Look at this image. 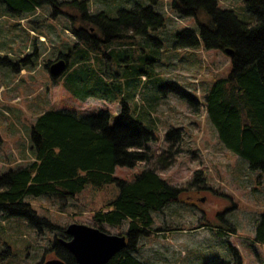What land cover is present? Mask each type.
Returning a JSON list of instances; mask_svg holds the SVG:
<instances>
[{"label":"rangeland","instance_id":"rangeland-1","mask_svg":"<svg viewBox=\"0 0 264 264\" xmlns=\"http://www.w3.org/2000/svg\"><path fill=\"white\" fill-rule=\"evenodd\" d=\"M58 1L64 4L56 9L43 4L20 15L10 13L0 3V56L18 62L17 67L0 64V172L31 160L30 125L40 112L67 108L85 115L107 109L113 122L119 100L125 98L132 105L134 94L154 119L156 138L149 144L152 156L165 155L169 146L171 151L177 149L170 163L157 170L159 175L187 187L200 170L204 180L198 185L204 188L190 185L162 211L152 212L153 230L140 238L137 250L131 254L146 264H204L215 256L233 260L236 249L242 264H264V244L253 240L255 219L264 210V172L250 171L243 158L223 146L203 106L207 87L227 74L229 56L202 44L177 46L176 33L185 28L198 32V25L193 17L171 9V0H158L153 9L164 17L163 27L150 29L142 36L132 35L130 30L126 36L111 39L110 44L99 41L98 49H89L90 60L75 65L76 69H93L92 82L100 81L99 96L82 97L74 80L65 78L74 71L72 67L53 79L45 64L56 61L60 53L72 51L75 55L86 48L84 43L75 47L79 39L72 32L81 27L89 31L87 23L94 24L83 19V12L115 17L120 9L149 2ZM217 3L245 22L254 20L242 0ZM98 22L104 23V19L98 17ZM95 28L90 31H97ZM137 69L144 70L146 77L142 74L141 80L137 78V86L130 81L128 85L126 81ZM167 82L176 83L197 102H190L181 91L168 89ZM170 128L179 131L174 140L165 138ZM153 165L140 162L134 167L116 166L114 175L132 179L135 173ZM116 194L115 184L108 183L101 188L88 185L67 200L46 195L24 199L38 216L65 229L70 223L95 226L92 214ZM126 226V222L120 228L105 224L104 229L123 234ZM57 231L43 224L32 226L21 217L0 215V264H39L55 258L50 245L58 237Z\"/></svg>","mask_w":264,"mask_h":264},{"label":"trees","instance_id":"trees-1","mask_svg":"<svg viewBox=\"0 0 264 264\" xmlns=\"http://www.w3.org/2000/svg\"><path fill=\"white\" fill-rule=\"evenodd\" d=\"M242 1L254 17L251 22L239 19L230 9L220 8L217 0H171L170 6L183 16L193 17L199 28L198 32L189 28L177 32V46L202 44L206 49L224 51L229 47L233 50L232 55H228L230 68L227 74L214 79L207 87L203 106L223 146L243 158L250 171L264 172V0ZM148 2L145 6L135 3L131 8L120 9L115 17H108L103 12L96 15L83 12V19L96 24L88 22L89 31L81 27L72 29V32L79 39L75 47L84 43L86 48L75 55L72 51L58 55L67 63L62 74L71 67L74 69L65 78L74 80L82 97L99 96L100 81L92 82L93 69L87 66L74 68L79 62L90 60L89 49H98L99 41L110 44L111 39L126 36L130 30L132 35L142 36L150 29L164 26V17L153 9L158 0ZM0 3L10 13L18 15L30 13L43 4H50L54 9L64 4L58 0H0ZM98 17H102L104 23H99ZM94 27L99 30L101 40L97 31H90ZM0 64L18 66V62L11 61L6 55L0 56ZM49 65L50 61L45 64L46 68ZM142 74L145 76L146 72L137 69L126 83L135 82L137 86L135 80ZM165 87L181 91L176 83L167 82ZM179 93L185 94L190 102H197L195 97L183 91ZM132 96V105L125 98L119 100V110L113 122L107 109L85 115L67 108L40 112L30 125L31 160L0 172V215L21 217L32 226L43 224L58 230V237L54 238L50 250L66 264L76 262L58 240L68 239L64 229L38 216L25 201L26 196L46 195L67 200L88 185L101 188L114 183L117 194L94 211L92 221L104 231L105 224L120 228L126 222L123 234L127 243L104 264H146L131 252L137 250L141 237L152 232V212L162 211L190 185L204 188L203 184L198 185L204 180L200 170L195 172L187 187L170 183L159 175L157 170L170 163L177 149L171 151L169 146L165 155L152 156L149 144L156 138L154 119L142 109L135 95ZM178 132L176 128L168 129L166 140L176 139ZM140 162L154 165L135 173L132 179L114 175L116 166L134 167ZM253 240L264 244V210L255 219ZM204 264H242V258L233 249V260L215 256Z\"/></svg>","mask_w":264,"mask_h":264},{"label":"water","instance_id":"water-1","mask_svg":"<svg viewBox=\"0 0 264 264\" xmlns=\"http://www.w3.org/2000/svg\"><path fill=\"white\" fill-rule=\"evenodd\" d=\"M227 55H232L229 47L224 49ZM67 63L63 58L52 62L49 74L58 77L64 72ZM68 239L59 238L61 245L73 256L76 264H104L114 254L125 248L127 237L125 234L106 232L96 226L82 223H70L64 229ZM39 264H66L60 258H50Z\"/></svg>","mask_w":264,"mask_h":264},{"label":"crops","instance_id":"crops-1","mask_svg":"<svg viewBox=\"0 0 264 264\" xmlns=\"http://www.w3.org/2000/svg\"><path fill=\"white\" fill-rule=\"evenodd\" d=\"M7 10V9H6ZM8 11V10H7Z\"/></svg>","mask_w":264,"mask_h":264},{"label":"flooded vegetation","instance_id":"flooded-vegetation-1","mask_svg":"<svg viewBox=\"0 0 264 264\" xmlns=\"http://www.w3.org/2000/svg\"><path fill=\"white\" fill-rule=\"evenodd\" d=\"M58 58V57H57ZM59 59V58H58Z\"/></svg>","mask_w":264,"mask_h":264}]
</instances>
